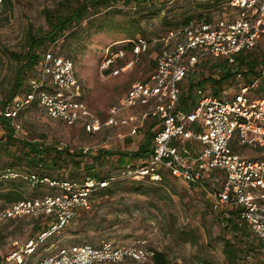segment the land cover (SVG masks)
<instances>
[{"label":"built area","instance_id":"2783aa9c","mask_svg":"<svg viewBox=\"0 0 264 264\" xmlns=\"http://www.w3.org/2000/svg\"><path fill=\"white\" fill-rule=\"evenodd\" d=\"M206 1L218 2L214 12L221 11L222 17L170 30L154 40L161 45L155 70L144 81L133 82L104 118L79 98L81 84L74 61L52 53L45 54L40 74L31 82L29 92L16 96L0 116L12 121L17 136L22 133L21 124L16 122L18 114L34 101L48 118L61 120L68 126L80 124L88 133L124 126L133 135L140 132L148 117L158 119L160 129L152 138L151 154L123 167L118 177H148L157 182L168 173L190 186L199 187L210 196L214 209L238 207L240 222L264 244V159L247 158L236 151L238 147L264 150V95L260 98L251 94L252 85H240L229 99L195 88L196 101L192 109H178L181 83L198 64L210 59L221 61L230 67L236 78L242 77L237 72V57L254 49L264 38V0ZM148 48L149 42L139 38L130 54L138 57ZM125 53L120 49L107 56L103 68L108 69ZM118 71L119 68L112 73ZM132 109L137 110L138 115H125ZM213 172H221L224 176L220 189H210L205 184ZM3 177H23L32 185L40 181L58 189L52 194L0 208V223L21 217L44 215L51 218L48 227L30 238L22 248L11 252L1 264H115L126 259L142 261L153 255L136 243L118 246L104 241L99 247L87 244L57 246L46 256L31 262L34 250L60 234L80 210L88 209L91 193L109 182L39 180L35 174L20 175L13 171ZM53 246L45 250L50 251Z\"/></svg>","mask_w":264,"mask_h":264},{"label":"rangeland","instance_id":"374dc122","mask_svg":"<svg viewBox=\"0 0 264 264\" xmlns=\"http://www.w3.org/2000/svg\"><path fill=\"white\" fill-rule=\"evenodd\" d=\"M57 1L10 0V5L6 7H1L0 3V111L2 102L11 93L10 88L18 74L17 68L24 64L23 56L29 48V31L39 35L46 29L41 11L45 7H54ZM183 1L154 0L157 6H163L164 11L158 17L142 21L144 37L151 40L162 36L165 31L160 27L159 19L166 14L172 17L182 12L184 10ZM210 14L214 20L222 17L221 11ZM125 38L117 31L99 33L86 41L85 50L81 54H72L82 85L83 97L91 111L101 117L120 97L126 94L133 82L144 81L156 67L154 62L160 53L161 46L156 45L153 40L149 43L148 50L138 57L125 50L122 62L117 61L113 65V69H116L118 66L130 64V67L123 73L112 75L113 73L111 74L107 68H103V56L107 54L108 46L114 43L120 45V41ZM63 42L62 38L54 45L45 42L39 47L38 52L41 53L52 46L56 53L65 55V52H61L65 46ZM249 52H252L259 62L264 55V38ZM236 68L240 69V66L237 65ZM256 70L262 73V77L254 84L250 92L257 96V91L254 90H257L259 84H264V62L259 63ZM31 74V69L23 72V88L27 86ZM224 74H229V78L220 86H212L206 80L208 77L218 80ZM251 79V76L247 79L245 77L236 78L232 75L230 67H226L223 62L220 64L219 61L210 59L208 65L204 62L198 64L180 87L184 93L188 87L194 85L191 92V99L194 102L196 101L195 88H201L212 95L216 92L217 96L229 99L240 85H248ZM25 110L20 119L16 121L22 126V133L17 136L18 139L35 140L59 148L66 146L71 151L83 154L84 162H89L90 157L100 152L103 154V167H96L95 171H102L103 175L115 173L119 170L116 168H123L137 162L126 154L136 151L146 138L147 122L143 123L137 134L130 135L129 129L125 127L109 132L102 131L91 136L83 133L78 126H68L58 120L49 119L38 108L31 109L29 112ZM130 114L138 115V112L135 109L125 112V115ZM5 132L4 129H0V137L5 136ZM106 151L113 152V154L108 155ZM236 151L247 158H264L261 153L248 148L238 147ZM120 154L124 155L122 157L125 164L122 166H119L117 161ZM82 166L83 163L81 168ZM82 169L79 172L84 174L85 170ZM166 183V185L145 184L152 185L149 190H161L162 193L153 194L150 197L132 195L131 199L126 201L129 212L120 214V221L102 232L82 226V218L85 215L91 217L95 210L82 212L60 234L37 247L31 259L37 260L46 256L51 250L61 245L98 246L102 241H111L118 246L136 243L145 252H164L169 264H264V247L259 246L258 241L247 228L245 233H233L224 227L222 218L230 207L223 206L220 209H214L210 196H206L199 189L181 180L168 178ZM24 186L28 188L27 198H32L34 192L40 195L50 193L46 187L32 189L26 183ZM216 189H220V186H216ZM117 190H131L130 182L121 185ZM159 194L165 197L161 199ZM134 198L152 200L157 207L136 202ZM99 201L96 199V202ZM6 205L0 200V208ZM109 208L104 205L103 211L99 214L108 212ZM46 223L43 217H21L1 222L0 264L11 252L22 248L30 238L36 236ZM225 241L229 242L231 248L240 252L236 259L233 260L225 255ZM51 244L54 246L50 251H46L45 249ZM115 264H152V261L147 258L136 262L124 260Z\"/></svg>","mask_w":264,"mask_h":264},{"label":"trees","instance_id":"16d2710c","mask_svg":"<svg viewBox=\"0 0 264 264\" xmlns=\"http://www.w3.org/2000/svg\"><path fill=\"white\" fill-rule=\"evenodd\" d=\"M0 3L1 7H6V5H10V0H0ZM183 5L184 10L182 12L175 14L172 17H169L166 14L159 19L160 27H162L165 31L162 36H164L170 30H181L191 23L199 22L201 20L207 22L210 21L213 17L210 13L216 10L218 2L211 3L206 0H184ZM163 9V6H157L154 0H58L54 7L43 8L41 14L44 18L46 29L43 30L39 35H35L29 31V48L27 53L23 56L24 64L23 66L17 68L18 74L10 88L11 93L6 98V100L2 102L0 113L7 105L12 102L16 96H24L27 94V92H29L31 82L36 80L40 74L41 64L46 53H52L57 56H65L73 60L72 54H81L85 50L86 41H89L93 35L114 31H117L126 38L123 39V41H120V45L114 43L108 46L107 54L103 56V60L107 56L114 55L120 49L131 52L134 43L139 38H143L150 43L153 40L161 37L158 36L157 38L151 40L144 37L142 21H147L150 18L158 17L161 13H163ZM118 17L120 18L118 19ZM61 38L64 41L63 43H65V46L61 49V52H65V55L56 53L52 46L48 47L46 50H43L41 53L38 52L39 47L42 46L43 43L47 42L48 44L54 45ZM155 44L161 46L157 42ZM121 59H116V62H122ZM219 62L222 64L221 61ZM262 62H264V55L258 62L252 55V52L249 51L242 52L237 57V65L240 66V69H237V72L241 73L243 78L245 77L247 79L249 76L252 77V79L248 82L249 86H254V84L262 77V73L256 70L257 65ZM115 63L109 66L108 71L113 69V65ZM154 63L156 66V62ZM204 63L205 65H208V60L204 61ZM28 69L32 70V74L27 81V86L23 88L22 74ZM228 78L229 74H224L218 80H215L212 77H208L206 80L210 82L212 86H220L223 82L227 81ZM193 88L194 85H191L184 93L181 91L178 104L179 110L188 111L192 109L193 105L195 104V102L191 99V92ZM254 91H257L256 93L258 94L257 96H254L261 98L264 94V84H259L257 90ZM215 95H217L216 92ZM79 98L85 101L82 93V85H80ZM35 108H38L36 101L29 105V107L25 108L26 110L22 109L19 112L16 120L20 119V116L24 110L29 112L31 109ZM105 116L106 114H104L103 117H99L104 118ZM58 121L65 124L61 120ZM144 122H147L148 124L145 140L138 146L136 151L126 154L134 161H141L151 154L152 138L156 131L160 129V121L158 119L148 117ZM12 124L13 123L10 119L0 116V129H4L6 131L5 136L0 137V200L7 204L5 207L22 200L29 199L26 196V190L28 188L24 186V183L28 184V186H30L32 189L46 187L47 190L50 191V193L46 194L55 193L58 189L51 187L48 184L40 183V181L32 185L29 181L23 179V177H3L7 172L10 171L16 172L20 175L35 174L38 176L39 180H42L43 178H49L55 181H69L78 183H82L86 179H91L95 182L108 181L109 183L106 187L95 189L91 193L89 196V208L82 209L78 213L79 216L82 212L95 210L91 217L85 215L82 218V226L84 228L88 227L92 230L102 232L103 230L109 229L110 227H113L115 224H117L120 221V214H126L129 212V206L126 201L129 198L131 199L132 195H135L136 197H150L153 194L162 193L161 190L149 189H151L152 185H166V180L168 178H172L174 180L176 179L168 173H164L161 180L157 182L150 180L148 177L139 179L119 178V172L123 169L121 167L116 168L119 170H117L115 173L103 175L102 171H95L96 167H103V154H100V152L96 156L90 157L89 162H84L82 160L83 154L71 151L66 146L59 148L55 145H46L43 142H38L35 140L18 139ZM73 126H78L83 133L91 136L99 134L102 131L109 132L111 130H120L125 128L124 126L106 127L102 128L96 133H88L80 124H75ZM256 152L261 153V155L264 156V150H258ZM105 153L108 155L113 154V152L109 151H106ZM122 156L124 155L120 154L117 160L119 166L125 164ZM82 163L83 169L81 168ZM81 169L85 170L84 174L79 172ZM116 177L118 178L112 180ZM223 177L224 176L221 172H213L209 175L207 180H205V184L210 189H216V186H220V183L223 181ZM128 182H130L131 190H117L121 185ZM149 183L152 185H145ZM191 187L199 189L206 196H208L205 190H202L196 186ZM211 191L215 192V190ZM32 195V198L43 196L36 192H34ZM159 195L161 199L165 197V195ZM96 199L100 201L96 202ZM134 199L136 202H141L142 204H146L148 206L151 205L154 208L157 207L155 202L152 200H141L139 198ZM104 205L110 207L108 212L104 214L102 212V214H99L100 211H103ZM238 213V207L231 206L222 218L223 225L233 233H245L247 226L240 222ZM109 215H111V218H109ZM40 217H43L44 220L47 221L45 227L43 228L45 229L50 224L51 218L44 215ZM68 224L65 226V228L68 226ZM88 243H91V241H88ZM258 243L259 246L264 247V244L260 243L259 241ZM100 245L91 246L99 247ZM239 254V251L231 248L229 242L225 241V255L228 258L234 260L239 256ZM149 259H151L152 264H169L164 252L154 251L153 255ZM126 260L135 261L131 259Z\"/></svg>","mask_w":264,"mask_h":264},{"label":"crops","instance_id":"0c3cea01","mask_svg":"<svg viewBox=\"0 0 264 264\" xmlns=\"http://www.w3.org/2000/svg\"><path fill=\"white\" fill-rule=\"evenodd\" d=\"M125 66H127V67H125ZM129 67H130V66H128V64L123 65V66H118L119 71H118L117 74H112V72H113L114 69H112V70L109 71V72H110L112 75H118V74L123 73L124 71H126ZM116 69H117V68H116ZM151 73H152V72H151ZM151 73H150V74H151ZM150 74H149V75H150ZM149 75H148V76H149ZM148 76H147V77H148ZM129 87H130V86H129ZM128 89H129V88H128ZM127 91H128V90H127ZM127 91H126V92H127ZM107 113H108V111L106 112V114H107ZM33 261H35V260L32 259L31 262H33Z\"/></svg>","mask_w":264,"mask_h":264}]
</instances>
